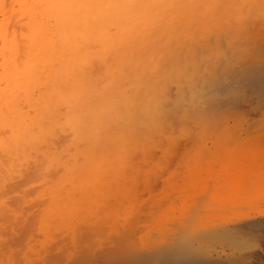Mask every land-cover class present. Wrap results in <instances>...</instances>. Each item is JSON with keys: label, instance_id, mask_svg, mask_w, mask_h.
Here are the masks:
<instances>
[{"label": "bare ground", "instance_id": "bare-ground-1", "mask_svg": "<svg viewBox=\"0 0 264 264\" xmlns=\"http://www.w3.org/2000/svg\"><path fill=\"white\" fill-rule=\"evenodd\" d=\"M209 1L0 0V264H219L167 244L137 253L135 229L92 250L110 218L141 215V146L204 112L229 68L214 61L248 20Z\"/></svg>", "mask_w": 264, "mask_h": 264}, {"label": "rangeland", "instance_id": "rangeland-1", "mask_svg": "<svg viewBox=\"0 0 264 264\" xmlns=\"http://www.w3.org/2000/svg\"><path fill=\"white\" fill-rule=\"evenodd\" d=\"M214 1L215 4L212 2L210 8H220L217 11L221 13L232 8L240 18L246 16L248 22L242 17L245 19L244 27L242 23L239 24L241 27H236L239 30L236 29L237 32L243 33L241 42L238 37L234 38L240 42L234 43L236 48L230 43L233 42L230 36L235 33L233 26L238 22L234 25L230 22L233 27L231 30L226 28L227 33L231 32L227 34L229 37L226 36L229 40L226 43L233 48L226 47L224 55H220L221 58L218 56V62L214 63L223 64L220 69L218 66V71L221 66L229 68L221 73L215 72L217 76H214V72L213 75L210 73L212 76L209 74L208 81L210 76L212 79L214 77L213 80L218 77L220 79L215 82L219 84L220 80V86H212L215 82L210 80L213 82L212 85L209 83L211 88L215 89L209 90V87L202 91L206 92L208 99H215L212 101L214 106L209 108L213 111L208 110L207 102L211 100L206 99L203 93L202 102H207L202 105L207 110L202 106L199 110L205 109V113H199L195 108L189 109H193V113L188 111L189 116L193 114L195 117L196 112L200 119L204 116L202 123H196L199 118L192 116L195 123L193 119L189 120V124L188 121L176 120L178 126L173 120L174 123L169 126L172 129L170 131H174L171 132L173 135L167 131L169 135L166 136L170 137L158 135L154 137L155 141L146 140L141 150L149 143L151 149L145 147L143 152L146 153L141 157L138 153L141 174L138 172V178L136 173L138 186L133 190L137 192L130 190V196L138 194L139 203L134 197L136 200H131L129 193L127 197L130 198H126L135 205L134 210L137 212L133 210L134 214L141 208V215H135L139 218H128L133 206H127V200L120 209L121 217L126 215L127 218H119V221L118 218L116 221L110 218L114 222L108 221L111 227L92 239L94 252H101L113 242L123 240L131 229H135L137 233L135 231L136 238L133 236V240L136 243L133 247H136L137 253L138 250H142L140 253H144L145 249L147 252L151 248L154 250L157 246L158 250H164L167 244L170 246L167 248L174 246L175 251L186 252L196 248L201 258L216 260L219 264H264V0ZM232 54L237 56H234L235 61L229 59L233 62L231 64L227 57ZM170 93L171 99L176 96L175 91ZM208 117H211L210 120ZM183 122V125L180 124ZM131 156L128 158L130 164L132 160L137 161ZM135 163L137 165L138 162H133L131 166ZM136 165L135 168L130 166L126 173L131 172V168L138 169ZM134 175L132 172L131 176L128 175L133 182L130 186L126 185L124 193L134 188V185L136 187L137 184L133 185ZM124 205L131 210L125 212ZM60 232L57 235L61 234L59 237L62 239L68 234ZM66 236H71V241L77 244L81 240L74 239L72 234Z\"/></svg>", "mask_w": 264, "mask_h": 264}]
</instances>
